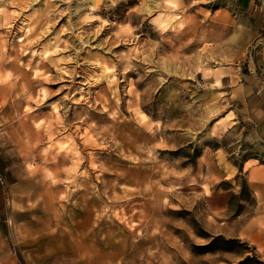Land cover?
<instances>
[{
	"label": "rangeland",
	"instance_id": "obj_1",
	"mask_svg": "<svg viewBox=\"0 0 264 264\" xmlns=\"http://www.w3.org/2000/svg\"><path fill=\"white\" fill-rule=\"evenodd\" d=\"M229 6L0 0L20 264H264V28Z\"/></svg>",
	"mask_w": 264,
	"mask_h": 264
},
{
	"label": "crops",
	"instance_id": "obj_2",
	"mask_svg": "<svg viewBox=\"0 0 264 264\" xmlns=\"http://www.w3.org/2000/svg\"><path fill=\"white\" fill-rule=\"evenodd\" d=\"M228 2L231 7L239 12V16L246 17L249 21L248 28H264V0H219ZM229 6V7H230ZM226 15L231 16V10H225ZM224 13V14H225ZM264 103H260L262 106ZM262 108V107H261ZM0 264H20L8 247L7 238L0 227Z\"/></svg>",
	"mask_w": 264,
	"mask_h": 264
}]
</instances>
